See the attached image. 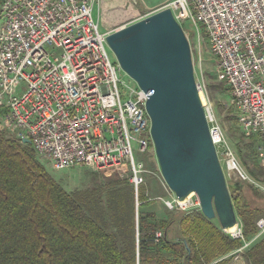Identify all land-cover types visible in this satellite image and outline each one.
Wrapping results in <instances>:
<instances>
[{
    "label": "built area",
    "instance_id": "obj_1",
    "mask_svg": "<svg viewBox=\"0 0 264 264\" xmlns=\"http://www.w3.org/2000/svg\"><path fill=\"white\" fill-rule=\"evenodd\" d=\"M95 3L0 0V133L28 141L55 170L119 169L137 192L144 170L134 152L154 151L145 110L150 93L120 78V66L107 52L111 32H100ZM168 8L178 23L194 14L203 26L241 133L258 137L264 168V0H176ZM204 111L219 144L221 134ZM236 223L229 237L243 240L238 218ZM256 226L263 233L264 219Z\"/></svg>",
    "mask_w": 264,
    "mask_h": 264
},
{
    "label": "trees",
    "instance_id": "obj_2",
    "mask_svg": "<svg viewBox=\"0 0 264 264\" xmlns=\"http://www.w3.org/2000/svg\"><path fill=\"white\" fill-rule=\"evenodd\" d=\"M242 140L237 157L264 186L258 137ZM43 164L31 145L0 133V264H226L219 259L243 246L200 210L160 221L137 214V204L150 203L129 180L69 193ZM228 186L242 236L250 241L264 212L248 204L240 185ZM242 255L246 264H264V235Z\"/></svg>",
    "mask_w": 264,
    "mask_h": 264
},
{
    "label": "water",
    "instance_id": "obj_3",
    "mask_svg": "<svg viewBox=\"0 0 264 264\" xmlns=\"http://www.w3.org/2000/svg\"><path fill=\"white\" fill-rule=\"evenodd\" d=\"M106 43L121 70L150 93L145 110L154 154L177 202L194 194L206 219H216L222 231L236 226L229 186L194 79L189 43L171 10L164 8L112 31Z\"/></svg>",
    "mask_w": 264,
    "mask_h": 264
},
{
    "label": "rangeland",
    "instance_id": "obj_4",
    "mask_svg": "<svg viewBox=\"0 0 264 264\" xmlns=\"http://www.w3.org/2000/svg\"><path fill=\"white\" fill-rule=\"evenodd\" d=\"M174 1L176 0H109L103 5L104 7H98L94 16L98 21L100 32L114 31L164 8H168V5ZM179 24L189 43L194 79L199 94H201L204 101V103L201 101L202 105L204 108L209 109L215 121L210 127L218 128L221 134V142L215 145V149L226 183L227 185L231 183L240 185L239 189L242 190L248 204L258 207L264 212V186L252 181L248 175V181L241 179L231 161H229V155H232L235 165L246 173L237 157V150L242 140L237 110L232 105L231 93L220 76L217 59L210 51L204 28L197 21L194 14L192 19L185 20ZM107 52L110 59L116 61L108 47ZM119 75L124 82L134 83L122 70L119 71ZM259 144L260 142H258ZM133 149L135 151V147ZM134 153L135 162L137 164L141 163L144 170L142 174L144 183L139 186V190L150 203L141 207L137 204V214L143 213L145 215L148 213L153 216L154 221H160L166 220L169 215H174L179 211L199 210L198 200L194 194H191V197L190 195L188 196L190 198L184 205L178 204L175 195L168 189L162 179L154 151H149L145 154ZM43 165L50 176L69 193L89 190L96 182L106 184L111 180H128V173H121L119 169L93 171L86 166H77L55 170L48 162ZM252 185L253 187L251 188L250 186ZM255 188L258 189V193L254 192ZM263 218V216H258L257 220ZM212 221L214 224L218 222L216 219ZM223 232L229 236L230 232ZM157 234L160 235V232ZM262 235H264V232L260 233L258 229L257 235L250 241H245L244 238L243 240L240 239L243 242V246L239 248L241 251L237 252L239 249L235 250L220 258L219 261L225 259L226 264H246L242 255L243 251L258 241ZM168 259L166 261H171V258Z\"/></svg>",
    "mask_w": 264,
    "mask_h": 264
},
{
    "label": "crops",
    "instance_id": "obj_5",
    "mask_svg": "<svg viewBox=\"0 0 264 264\" xmlns=\"http://www.w3.org/2000/svg\"><path fill=\"white\" fill-rule=\"evenodd\" d=\"M107 1L109 0H96V3H95V6H94V9H93V14L95 13V11L98 9V7H104L103 5L107 3ZM169 1V0H168ZM95 17V16H94ZM95 20L97 21L96 17H95ZM98 22V21H97ZM105 32H112V31H105Z\"/></svg>",
    "mask_w": 264,
    "mask_h": 264
},
{
    "label": "bare ground",
    "instance_id": "obj_6",
    "mask_svg": "<svg viewBox=\"0 0 264 264\" xmlns=\"http://www.w3.org/2000/svg\"><path fill=\"white\" fill-rule=\"evenodd\" d=\"M120 71H121V68H120ZM120 75H121V74H120ZM199 95H200L201 101L204 103V101H203V99H202V97H201V94H199ZM217 136H219L218 133H215V134H214V138L216 139ZM190 197H191V195H190ZM190 197L186 198V199H185L184 201H182V202H179L180 205H181V206L184 205ZM227 231H228V232H234V231H235V226L232 227V228H230V229H228Z\"/></svg>",
    "mask_w": 264,
    "mask_h": 264
}]
</instances>
